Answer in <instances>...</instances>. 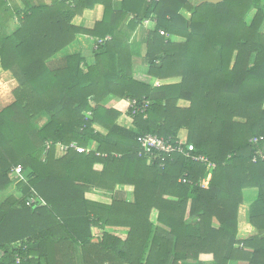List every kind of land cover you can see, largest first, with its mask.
<instances>
[{"label": "trees", "instance_id": "trees-1", "mask_svg": "<svg viewBox=\"0 0 264 264\" xmlns=\"http://www.w3.org/2000/svg\"><path fill=\"white\" fill-rule=\"evenodd\" d=\"M19 1L0 0V68L16 82L0 109V192L13 193L0 203V264H204L201 255L264 264V0H121L118 9L113 0ZM95 5L104 12L92 29L72 25ZM146 20V75L177 83L134 76L129 41ZM79 35L102 40L93 61L68 55L50 70ZM109 99L149 106L127 112V129ZM181 130L212 167L138 155L139 135L175 140ZM72 142L93 150L55 149ZM125 187L131 201L116 196ZM249 189L257 235L238 239ZM90 192L110 203L86 200Z\"/></svg>", "mask_w": 264, "mask_h": 264}, {"label": "crops", "instance_id": "crops-1", "mask_svg": "<svg viewBox=\"0 0 264 264\" xmlns=\"http://www.w3.org/2000/svg\"><path fill=\"white\" fill-rule=\"evenodd\" d=\"M18 4H20L19 0H16ZM49 1V0H46ZM193 3L198 2L201 3V0H191ZM121 0H113L114 8L118 9L120 6ZM103 6L95 5L91 11L85 10L81 16L75 17L72 20V25L84 28V29H92L96 22H100L103 17ZM154 25L149 23L142 28H139L130 38L129 45L132 46L134 52V76L148 84H152L154 86H159L161 84H174L177 83L178 79L167 80V81H157L154 80L146 75V66L144 64L142 55L144 44L146 41V34L147 31L152 30ZM174 39V38H173ZM177 40V39H175ZM96 39L85 36L79 35L74 42L69 44L66 48L61 50L59 53L54 55L47 61V66L50 70H57L61 69L65 65V57L68 55L73 54H81L87 63H91L93 61V49L95 48ZM157 83V84H156ZM16 87L15 80L11 77L8 72H4L0 68V109L9 106L12 102L11 92ZM107 106L113 108L114 110L120 113V117L117 120V124L121 127L132 129V122L131 119L127 117V108H128V101L126 100H117V99H109L107 101ZM180 107H185L186 103L184 101L179 102ZM47 122L45 117H40L36 124L39 126H43ZM97 131L105 135V131L99 127H95ZM187 132L186 130H181L177 137L180 140L186 141ZM96 171L100 172L102 166L97 164L94 168ZM122 189V188H121ZM116 193V196L120 198H124L126 201H131L132 199V188L125 187L123 191ZM256 196L257 192L255 189H249L244 191V201L243 204L238 209V239H247L257 235V230L254 229L251 224L249 223V215L254 208L256 207ZM85 199L88 201L100 203V204H109L110 198L108 196H103L97 192H90L85 195ZM213 227L217 228L218 223L213 222ZM200 261L204 264H209L212 260L211 255H201Z\"/></svg>", "mask_w": 264, "mask_h": 264}, {"label": "built area", "instance_id": "built-area-1", "mask_svg": "<svg viewBox=\"0 0 264 264\" xmlns=\"http://www.w3.org/2000/svg\"><path fill=\"white\" fill-rule=\"evenodd\" d=\"M150 23L149 20H146L144 22V25H148ZM110 37H106L105 40H109ZM98 43H102V40H97ZM157 84V83H156ZM149 106V102H146L142 109H139L137 107V102L135 100L128 101V108L127 112H130L132 117L137 115L139 112L145 114L146 109ZM146 117V116H144ZM262 138H253L251 139V142L257 143L261 141ZM137 143L139 145V153L138 155L140 157H147L149 159L156 158L158 156H166L171 158L174 154H181L185 158H188L189 160L193 162H198L201 164L206 165L207 168L212 167L213 164L208 161V159L202 155H196L195 149L193 145L187 144L186 141L180 140L179 137H177L175 140L171 139H165L162 137H159L157 135L152 134H143L139 135L137 137ZM49 143H46V150L49 149ZM56 151L58 153L64 155L67 153L68 150L72 149L76 151L79 154H89L92 152L93 149L84 148L78 146L75 142H72L68 145H62L58 144L56 145ZM98 155V154H97ZM260 157H264L262 153H259ZM255 161V159H254ZM160 167H163V164H160ZM22 173V168L20 166L13 169L11 176L13 177H20V174ZM184 181V180H183ZM209 182V178L203 180L201 182V186L203 188H206Z\"/></svg>", "mask_w": 264, "mask_h": 264}, {"label": "rangeland", "instance_id": "rangeland-1", "mask_svg": "<svg viewBox=\"0 0 264 264\" xmlns=\"http://www.w3.org/2000/svg\"><path fill=\"white\" fill-rule=\"evenodd\" d=\"M264 31V30H263ZM13 194L11 191L0 192V203L9 195ZM120 235V234H118Z\"/></svg>", "mask_w": 264, "mask_h": 264}, {"label": "water", "instance_id": "water-1", "mask_svg": "<svg viewBox=\"0 0 264 264\" xmlns=\"http://www.w3.org/2000/svg\"><path fill=\"white\" fill-rule=\"evenodd\" d=\"M203 2H208V3H212V4H217V3L222 2V0H207V1H202L201 3H203ZM201 3H200V4H201ZM148 164H150V163L148 162Z\"/></svg>", "mask_w": 264, "mask_h": 264}]
</instances>
